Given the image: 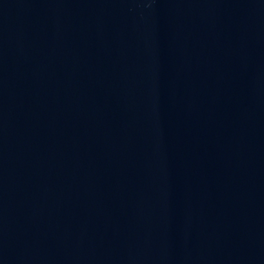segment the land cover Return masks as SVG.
I'll use <instances>...</instances> for the list:
<instances>
[{"label":"water","instance_id":"obj_1","mask_svg":"<svg viewBox=\"0 0 264 264\" xmlns=\"http://www.w3.org/2000/svg\"><path fill=\"white\" fill-rule=\"evenodd\" d=\"M0 264H264V0H0Z\"/></svg>","mask_w":264,"mask_h":264}]
</instances>
